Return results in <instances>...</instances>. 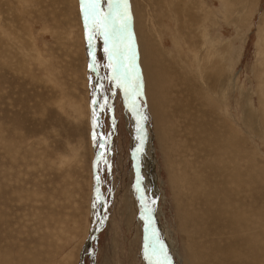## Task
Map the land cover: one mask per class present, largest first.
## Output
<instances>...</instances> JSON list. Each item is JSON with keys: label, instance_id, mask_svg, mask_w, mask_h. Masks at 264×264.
<instances>
[{"label": "rangeland", "instance_id": "rangeland-1", "mask_svg": "<svg viewBox=\"0 0 264 264\" xmlns=\"http://www.w3.org/2000/svg\"><path fill=\"white\" fill-rule=\"evenodd\" d=\"M106 3L0 0V264L151 263ZM127 4L158 264H223L211 252L264 241V193L238 186L249 166L264 183V0Z\"/></svg>", "mask_w": 264, "mask_h": 264}, {"label": "bare ground", "instance_id": "bare-ground-1", "mask_svg": "<svg viewBox=\"0 0 264 264\" xmlns=\"http://www.w3.org/2000/svg\"><path fill=\"white\" fill-rule=\"evenodd\" d=\"M101 1L102 0H96V2H98L99 4H101ZM108 3H106V8L109 10V8H110V6H109V0H106ZM134 5V4H133ZM101 27L103 28V29H106V26H104L102 23H101ZM206 29V28H205ZM139 31V30H138ZM137 31V32H138ZM139 34H140V32H139ZM150 34V33H149ZM116 39V38H115ZM117 40V39H116ZM206 40V39H205ZM132 44H133V42H132ZM143 49V48H142ZM141 49V50H142ZM143 51H144V49H143ZM116 54H114V56H113V60H115V64H116V67H118L119 65H121L120 63H119V65H118V58H117V56L119 57L120 56V58H122V56H123V54L124 53H127V51L125 50V47H124V44H123V42H122V44L120 45V51L119 52H115ZM128 53L130 54V64H125V65H123V63H122V67L121 66H119L118 68H121L122 69V79H123V83H122V93H123V97H124V101H125V104H126V106H127V108L130 110V112L133 114V104H132V102H133V99H132V94H131V89L130 88H132V86H133V81L131 80V79H133L132 77H131V75H134L133 74V62H134V57H133V45H132V52L130 53V51H128ZM162 68V67H161ZM161 71H162V69H160V71H159V77H160V82L162 83L163 82V80H162V78H163V73H161ZM130 73H132V74H130ZM136 74V73H135ZM98 80L100 81V79L98 78ZM97 80V81H98ZM130 80V82H131V87L128 85V81ZM134 82H136V78H135V76H134ZM102 84V82H100V85ZM100 87V86H99ZM101 91V90H100ZM149 93H150V97H151V99L153 100V98H154V95H153V93H152V91L149 89ZM213 95H211V97H213V98H215V100L217 99V101H221L222 100V103L224 102V99H223V96L220 94V96L219 95H216V94H214V92L212 93ZM214 101V100H213ZM219 101V102H220ZM215 102V101H214ZM222 105V104H221ZM221 109V108H220ZM142 117L144 118V119H146L145 120V124H144V119H143V123L141 122L142 120ZM139 121V123L137 124V120ZM129 124L132 126V129H129V133H130V135L132 136V144H131V150H132V157H133V159L134 160H136L139 164H140V166L144 169V173H145V176H146V179H147V183L149 182L150 184H151V191H152V193L150 194V196H157V186H156V177H154V173H155V171H154V161L153 160H155V159H152L151 160V162H150V164H151V167H152V171H151V174L152 175H150L149 173V171H147L146 170V165H144L145 164V162H144V160L143 159H147L146 157H147V152L145 153V151H144V144H143V146L141 147H138L137 146V143H138V141L140 140V133L142 132L143 134H146V132H148L149 133V126H148V123H147V118H146V114L145 113H142V115L138 118V117H136L135 115H133V120L131 121V122H129ZM139 128H144V130L143 129H141L140 131H139ZM166 128V127H165ZM191 128V127H190ZM166 130V129H165ZM164 130V131H165ZM201 131H203L204 132V130H201ZM206 132H207V130H206ZM165 134H166V132H165ZM203 134H205V133H203ZM149 135H150V133H149ZM148 135V136H149ZM147 136V137H148ZM205 136H206V134H205ZM166 143V142H165ZM214 144H216V143H212V145H214ZM211 145V144H210ZM218 145H222L223 146V142L222 141H219V143H218ZM163 146V145H162ZM146 147L150 150L151 149V147H150V138L148 137V143H146ZM139 149H140V152H139ZM163 150V149H162ZM207 155V154H206ZM208 155H215V156H217L216 158H219V156L221 157V155L219 154V153H217V152H209L208 153ZM143 162H142V161ZM238 160V159H237ZM149 165V164H148ZM236 165H238V164H236ZM212 167V166H211ZM149 170V169H148ZM221 170V169H220ZM225 170V169H224ZM219 171V170H218ZM241 171V170H240ZM240 171H238V172H240ZM221 172V171H220ZM217 173V172H216ZM214 174V173H213ZM219 175V174H218ZM257 175V174H256ZM256 175L254 176V179H255V177H256ZM149 176V178H147ZM238 176H240V179H241V181L239 182V179H238V183H239V187L240 188H242V184L244 183V180H245V177L246 176H250L251 177V179H252V181H251V186H252V183H255V185L256 186H252L251 188V190H250V192H253V194H254V196H252L253 197V199H254V201L255 200H257V198H256V189H257V187L258 188H260V190H257L259 193H264V183L262 182V180H259V182H257L256 180H254L253 179V173H252V168L249 166L248 168H247V170L246 171H244V172H240L239 174H238ZM148 179L150 180V181H148ZM211 179V178H210ZM200 181H201V179H200ZM203 181H204V179H203ZM153 182V183H152ZM221 184V183H220ZM244 185V184H243ZM261 185H263V186H261ZM207 186L209 187V188H211L212 187V184L210 183V182H208L207 181ZM147 187H148V185H147ZM222 187V186H221ZM220 189V188H219ZM210 191H213V190H210ZM238 192V191H237ZM216 193H218V195L220 194V190H218ZM215 193V194H216ZM202 195L205 197L204 199H206L207 201H209V199H208V195L206 194V192L205 191H203V193H202ZM241 195V194H240ZM212 196V195H211ZM220 196V195H219ZM158 197V196H157ZM150 198V197H149ZM238 201V203H239V206H240V208L242 209V208H247L248 207V204H246V203H244L243 201H241V199L239 198V199H234V201ZM202 201V200H201ZM254 201H253V204H254ZM147 202H149V199H147ZM206 202V201H205ZM255 203H256V201H255ZM260 203H262V205L264 204V198L262 197V199L260 198ZM152 203H150L149 204V206H148V208L150 209V208H152V210L155 212V218H156V221H158V216L160 215L159 213H160V211L161 210H159L158 208H157V205H158V203L155 205V204H153V207L152 206H150ZM235 206V205H234ZM155 207L157 208L156 210H155ZM203 207V206H202ZM255 209H257V205H256V207L255 206H253ZM262 209V208H261ZM260 211V210H259ZM258 211V212H259ZM255 212V211H254ZM253 212V213H254ZM252 213V214H253ZM205 218V217H204ZM230 221V219H227V220H225V222H229ZM224 222V223H225ZM258 223L259 224H263L264 225V211L262 212V214H261V216H260V218L258 219ZM139 227V226H138ZM254 232V234H253V237L252 238H250V237H248V236H245V238H244V243L242 244L241 243V245L239 246V247H231V248H229V247H222L221 249H219V250H216V251H213V252H211V258H212V256L214 257V259H217L219 262H221V263H223V264H226V263H228V264H249L250 262H254V261H259V259H260V256H258V257H255V254H256V252H258L259 251V249L262 247V246H264V241L261 239H259L258 237H260L259 236V233H258V230H255V231H253ZM220 236H222V235H220ZM258 240H260V241H258ZM218 245H221V244H218ZM245 250H253V252H252V255H251V259L250 258H248V259H246L245 258V255L243 256V258L241 257V255L244 253L243 251H245ZM171 252V251H170ZM260 252V251H259ZM191 253V252H190ZM246 253V252H245ZM176 256H179V255H177L176 254ZM190 256V255H189ZM169 257L171 258V261H170V264H172V259H173V253L171 252V254L169 255ZM191 258H194L195 256L192 254V256H190ZM195 259V258H194ZM261 260H264V258L263 259H261ZM148 261H151V263L149 262V264H154V262H152V260H148ZM156 263L158 264V262L156 261ZM260 264H264V261L262 262V263H260Z\"/></svg>", "mask_w": 264, "mask_h": 264}, {"label": "water", "instance_id": "water-1", "mask_svg": "<svg viewBox=\"0 0 264 264\" xmlns=\"http://www.w3.org/2000/svg\"><path fill=\"white\" fill-rule=\"evenodd\" d=\"M109 6L110 8H109L108 20L111 23V33L112 31L114 32V38L111 37L109 31L106 32L108 36L110 35V37L108 38V41H109L108 46H110V48H112L114 52H118L117 49L120 48L119 47L120 42H118V39L119 41H122L127 53H124L122 58H120V56L119 57L117 56L118 65L119 63L121 65L122 63L123 65L125 64L127 65V64H130V57H129L128 51L132 49V43H131L132 42V26H131V21H130L129 8H128L126 0H109ZM112 45L113 47H111ZM118 67H117V70L120 76V84H122L123 83L122 69ZM132 81H133V86L132 88H130L132 99H133L132 104H133V109H134L132 112H133V115L139 118L142 115L144 107L139 97V90L137 88L136 82H134V80ZM131 82L130 80L128 81V85L130 87H131ZM143 144H144V140L140 139L137 143V146L142 147ZM96 164L97 162L95 163V167H96ZM132 167H133V172H134V184L137 189L140 203L145 213L144 221L142 224L143 246H144L145 255L147 256V258L149 257L148 259L152 260L154 264H157L156 261L158 263L161 262V258H160L161 256L158 251L157 241L155 239V236L153 235V229L157 224L155 214L152 208L150 209L148 208L147 199H149L150 193L148 192V189H147V185H148L147 179L144 173V169L140 166V164L136 160L132 161ZM99 189H100V193L102 197L100 186H99ZM153 198H155L154 204L156 205L157 196H154Z\"/></svg>", "mask_w": 264, "mask_h": 264}]
</instances>
